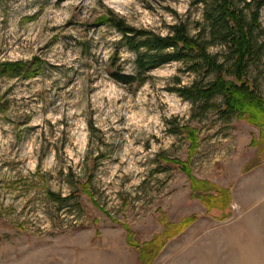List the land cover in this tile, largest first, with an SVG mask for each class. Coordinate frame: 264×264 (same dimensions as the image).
<instances>
[{"label":"rangeland","instance_id":"rangeland-1","mask_svg":"<svg viewBox=\"0 0 264 264\" xmlns=\"http://www.w3.org/2000/svg\"><path fill=\"white\" fill-rule=\"evenodd\" d=\"M203 9L198 0H0V63L37 70L0 74V264H141L125 226L145 243L167 225L152 264H264L259 128L213 109L199 116L176 91L203 80L185 63L152 70L142 86L109 73L114 57L136 73V57L103 16L162 35L184 22L196 35ZM260 22L264 41V7ZM249 77L264 97V53ZM185 124L199 130L194 152L176 133Z\"/></svg>","mask_w":264,"mask_h":264},{"label":"trees","instance_id":"trees-1","mask_svg":"<svg viewBox=\"0 0 264 264\" xmlns=\"http://www.w3.org/2000/svg\"><path fill=\"white\" fill-rule=\"evenodd\" d=\"M198 1L204 7V21L198 24L199 32L196 35L190 33L184 22L174 24L169 34L162 35L130 26L117 16H103L100 23L110 24L117 29L125 45L136 57V73L122 72L115 57L110 66L112 69L118 68L115 71L109 70V73L118 83L142 86L148 81L152 70L171 62L185 63L189 71L202 74L203 80L176 91L196 105L195 110L199 116L206 115L213 109L217 111L220 119L237 117L257 126L260 138H253L251 144L262 154L264 97L250 79L249 68L260 61L264 53V41L260 40V12L264 7V0ZM212 47L220 48L219 52L212 53ZM19 70L28 74L37 71L34 63H0V74L17 73ZM176 133H182L191 141L193 152L198 149L199 130L196 127L191 124L180 125ZM261 163L262 160L258 164ZM189 177L192 188L197 190L201 182L191 175ZM84 190H87V186ZM193 195L203 203H209L206 196L196 193ZM58 199L67 200L61 197ZM182 224V228H185L187 223ZM125 227L127 242L137 250L141 264H152V259L160 252L163 241L166 236L169 237L171 230V226L167 225L163 233L150 242L142 243L136 238L134 231L128 226Z\"/></svg>","mask_w":264,"mask_h":264}]
</instances>
